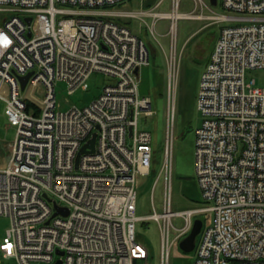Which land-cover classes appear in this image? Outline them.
<instances>
[{
    "label": "built area",
    "instance_id": "2783aa9c",
    "mask_svg": "<svg viewBox=\"0 0 264 264\" xmlns=\"http://www.w3.org/2000/svg\"><path fill=\"white\" fill-rule=\"evenodd\" d=\"M128 1L0 0V101L15 128L0 167V216L10 221L2 257L16 264H148L135 230L137 222L153 220L162 238L160 264H169L170 248L189 234L193 217L210 212L213 224L193 264H264V90L246 80L247 71L264 69V0H222L223 14L208 0H192L189 13L180 12L181 0H169L170 12H155L165 0L149 10L114 12ZM122 18H151L153 32L158 20L169 21L164 203L162 213L148 217L136 216V181L150 175L154 152L138 122L154 111L135 71L149 66L150 54ZM181 19L220 28L197 97L202 122L194 164L206 205L176 212L172 120ZM95 72L110 80L100 95L82 109L61 110L55 84L71 95L86 90ZM29 73L25 89L36 97L21 90L19 78ZM93 134L94 152L77 161ZM55 206L68 215L55 216ZM175 217L183 226L171 240Z\"/></svg>",
    "mask_w": 264,
    "mask_h": 264
},
{
    "label": "rangeland",
    "instance_id": "374dc122",
    "mask_svg": "<svg viewBox=\"0 0 264 264\" xmlns=\"http://www.w3.org/2000/svg\"><path fill=\"white\" fill-rule=\"evenodd\" d=\"M222 0H218L212 10L216 14L226 13L221 8ZM141 0H130L121 6L114 8V12L131 11L141 9ZM194 4L192 0H181L180 12H192ZM155 12H170L169 0H165L162 6ZM204 14L211 12L204 9ZM3 14L0 13V23ZM144 22L134 18L127 26L140 37L150 54V64L139 70V93L141 96H149L152 99L153 116L141 117L138 122L140 130L151 134L154 162L152 174L139 176L136 181L137 202L136 216L148 217L154 212H163L164 203V174L160 177V168L163 162V147L166 139L168 121L167 98V68L165 54L170 50V37L168 35L169 21L161 19L152 31L151 18H142ZM127 22L126 18H122ZM220 26L211 23L210 20L181 19L177 27V49L180 53L178 74L174 95V113L172 120V174H171V198L172 210L176 212L195 209L205 206L195 176L194 164V139L195 130L201 125L202 115L197 108V97L201 75L209 61L219 34ZM246 80H254L256 86L264 90V69L249 70ZM110 80L104 74L92 73L87 81L86 90L77 89L73 94L67 93L63 83L55 84V99L61 110H67L72 106L78 109L87 107L98 97L104 86ZM39 93L31 94L28 89L23 95L36 97ZM35 101H37L35 99ZM5 103L0 101V144L12 142L15 128L7 123L4 115ZM8 159V155L6 160ZM159 178V179H158ZM158 180V181H157ZM199 219L202 221V230L195 240V250L185 253L179 248V242L170 248L169 264H193L196 249L202 241L204 232L213 224L212 213L194 216L192 223ZM170 238L175 237L177 230L183 226V220L175 217L172 220ZM10 228L8 218L0 216V242L6 236ZM136 236L138 241L148 250V264H160L162 238L159 224L153 220L137 222ZM0 264H16L14 259H5L0 252Z\"/></svg>",
    "mask_w": 264,
    "mask_h": 264
},
{
    "label": "water",
    "instance_id": "95a60500",
    "mask_svg": "<svg viewBox=\"0 0 264 264\" xmlns=\"http://www.w3.org/2000/svg\"><path fill=\"white\" fill-rule=\"evenodd\" d=\"M208 1H209V4L211 5V7H216L217 4H218V0H208ZM27 23L28 24L30 23V20L29 19L27 20ZM138 72L139 71L136 70L135 71V74L137 75ZM30 76H31V73L27 74L24 77L19 78L20 85H21V90L22 91L25 90L27 81H28V79H29ZM95 137H96L95 134H93L92 139L88 142V144H86L85 147H83L81 149V151L78 154L77 161H78L79 156L81 154L86 153L87 150H89V152H91V153L94 152ZM55 210H56L55 216L56 215H62V216H67L68 215V211L65 208H60V207L55 206ZM202 226H203L202 221L199 220V219H196L193 222L192 228H191L189 234L179 242V248L183 252H185V253H191V252H193L195 250V240H196V237L200 234V232L202 230ZM58 255L61 256L63 254L61 252H58ZM56 264H61V261L58 260L56 262Z\"/></svg>",
    "mask_w": 264,
    "mask_h": 264
},
{
    "label": "crops",
    "instance_id": "0c3cea01",
    "mask_svg": "<svg viewBox=\"0 0 264 264\" xmlns=\"http://www.w3.org/2000/svg\"><path fill=\"white\" fill-rule=\"evenodd\" d=\"M157 2H158V0H141V6L140 7L142 10H149V9H152L157 4ZM125 12H129V11H125ZM130 20H133V19L129 18V19H126L127 22H123V20H121V22L124 23L125 25H127V24H129ZM6 145H7V143H2V145L0 144V167H4L6 165V162H7L6 157L8 155V150L6 148Z\"/></svg>",
    "mask_w": 264,
    "mask_h": 264
},
{
    "label": "trees",
    "instance_id": "16d2710c",
    "mask_svg": "<svg viewBox=\"0 0 264 264\" xmlns=\"http://www.w3.org/2000/svg\"><path fill=\"white\" fill-rule=\"evenodd\" d=\"M158 1H159V0H158ZM29 106H33V105H32V104H29ZM37 111H38V110H37ZM154 160H155V159H154V156H153L152 164H153ZM152 172H153V171H152V166H151V172H150V174H152Z\"/></svg>",
    "mask_w": 264,
    "mask_h": 264
}]
</instances>
